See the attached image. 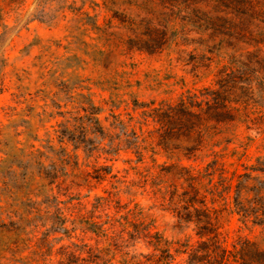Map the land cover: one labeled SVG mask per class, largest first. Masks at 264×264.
I'll return each instance as SVG.
<instances>
[{
    "label": "rangeland",
    "instance_id": "obj_1",
    "mask_svg": "<svg viewBox=\"0 0 264 264\" xmlns=\"http://www.w3.org/2000/svg\"><path fill=\"white\" fill-rule=\"evenodd\" d=\"M166 9L163 0H0V163L20 173L15 185L0 173V264H153L146 261V244L129 235L122 243L119 231L90 230L77 215L84 203L111 188L95 177L105 155L88 151L101 138L87 129L92 117L102 127L115 115L144 121L141 104L173 102L218 75L215 62L200 67L204 51L197 42L141 39L152 33V23L164 22ZM236 74L250 82L252 101L244 118L226 124L214 147L243 180L244 173L264 179V73ZM84 137L87 144L80 142ZM37 148L45 153L32 155ZM113 157L106 163L114 170L136 158L126 148ZM39 160L54 175L52 191L50 185L37 187ZM146 161L159 170L172 159L156 146ZM251 194L243 191L241 199ZM121 199L129 207L145 201L129 192ZM155 214L164 237L194 235L173 229L169 213ZM229 227L230 240L242 235L264 247V223L233 214Z\"/></svg>",
    "mask_w": 264,
    "mask_h": 264
},
{
    "label": "trees",
    "instance_id": "obj_2",
    "mask_svg": "<svg viewBox=\"0 0 264 264\" xmlns=\"http://www.w3.org/2000/svg\"><path fill=\"white\" fill-rule=\"evenodd\" d=\"M163 1L167 8L164 22L152 23V33L141 39L171 42L179 37L187 43L197 42L204 51L200 67L209 69L215 62L220 66L218 75L212 83L188 90L173 102L141 104L145 106L141 111L144 121L115 115L102 127L92 117L87 129L101 138L88 145L89 152L98 151L109 162L126 148L136 158L126 159L130 166L123 169L114 170L113 163L99 164L95 177L110 182L111 188L84 203L77 216L90 230L119 231L122 243L129 235L146 244L151 248L146 261L153 264H264V247L257 241L242 235L229 239L233 214H240L245 222L264 223V179L244 173L243 180L242 173L230 170L221 160L213 141L226 130V124L244 118V109L251 104V84L236 73H264V0ZM243 81L246 85L240 84ZM142 122L153 127L144 128ZM89 140L84 137L80 142ZM156 146L172 159L159 170L146 163L147 151ZM44 153L39 148L31 151L32 155ZM207 157L211 159L206 161ZM183 158L198 163L187 165ZM2 165V176L17 184L18 170ZM38 165L37 187L50 185L52 191L54 175L45 173L51 171L44 161L39 160ZM61 185L56 186L57 198ZM246 190L253 195L244 196L243 201ZM124 192L141 195L145 201L129 207L122 202ZM66 194L75 195L72 191ZM76 195L82 197L80 192ZM158 210L171 215L173 229L191 230L194 235L164 237L157 229Z\"/></svg>",
    "mask_w": 264,
    "mask_h": 264
}]
</instances>
